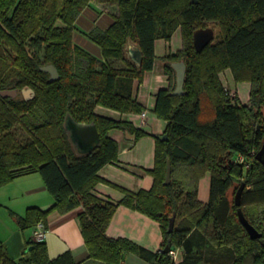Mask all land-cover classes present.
<instances>
[{"label":"trees","instance_id":"obj_1","mask_svg":"<svg viewBox=\"0 0 264 264\" xmlns=\"http://www.w3.org/2000/svg\"><path fill=\"white\" fill-rule=\"evenodd\" d=\"M95 3L118 9L112 25L81 30L77 20ZM212 23L221 37L198 51L194 34ZM178 29L183 48L164 57L170 85L156 94L154 112L167 122L169 139L156 140L155 167L147 171L154 177L153 187L123 190L119 203L106 200L94 190L107 182L99 175L101 169L119 158V143L110 131L129 130L137 138L148 133L127 121L99 115L96 108L142 114L145 107L134 97L135 80L142 83L153 69L155 42L170 41ZM76 32L97 44L104 60L79 46ZM130 43L142 53L141 66L126 56ZM181 61L186 65L184 93L174 95L177 74L172 64ZM48 65L58 70L57 80L50 81V73L43 69ZM228 69L236 82L250 83L249 104L229 95L220 79ZM25 88L34 90L32 99L22 96ZM9 91H18L19 96L2 95ZM68 121L94 125L99 145L79 155ZM18 126L29 137L26 143L14 132ZM263 145L264 0H0V188L39 172L55 198L49 209L31 207L18 216L22 230L33 229L40 221L48 227L53 211L65 214L82 207L78 221L89 262L121 264L125 254L132 253L152 264H264V164L257 158ZM238 155L248 167L235 161ZM168 160L172 175L166 185ZM207 174L211 197L205 204L199 201L198 190ZM242 184L238 207L228 193L233 188L235 197ZM119 205L160 223L159 252L127 238L108 237ZM239 209L260 238L250 237ZM167 246L182 250L179 263L164 251ZM0 264L77 263L69 251L51 258L45 240H32L26 257L18 261L0 242Z\"/></svg>","mask_w":264,"mask_h":264},{"label":"crops","instance_id":"obj_2","mask_svg":"<svg viewBox=\"0 0 264 264\" xmlns=\"http://www.w3.org/2000/svg\"><path fill=\"white\" fill-rule=\"evenodd\" d=\"M104 7H108V9H104ZM115 9L113 6L92 4L83 11L76 24L86 32L95 27L107 29L114 21V14L118 12ZM209 28L214 32V39L218 40L221 37L219 27L214 25ZM76 35L79 46L98 59L104 60L102 49L97 44L80 32ZM217 35L218 38H216ZM182 48L183 39L180 29L174 33L170 41L157 40L153 69L145 74L142 83L135 80L134 97L138 103L145 107L143 112L146 114L145 126H140L141 114H122L102 106L96 108V113L99 115L127 121L134 129H142L148 133L147 136L137 138L135 133L129 130L110 131L109 136L119 143V158L116 163L105 166L99 172V175L107 182L99 183L95 187L94 191L98 196L119 203L124 197L123 190L139 192L149 191L153 187L154 177L147 171L155 167L156 140L158 136L165 134L167 128V122L159 119L154 112L157 92L170 85L169 76L164 71L163 59L177 53ZM131 50H139V48L135 43H130L126 52L128 58H131ZM176 63L180 62H175L172 65L177 74L174 67ZM220 79L225 88L234 94L240 102L238 95L232 91L233 83H238L235 81L233 72L230 69L225 70L220 74ZM249 101L250 95L248 103ZM240 103L245 105L242 101ZM210 197L211 176L207 174L199 183L198 198L202 203L208 204ZM54 204V196L48 191L43 178L41 176L38 178L36 174L20 176L0 188V242L5 246L12 259L18 261L26 257L29 245L33 240V229L22 230L17 223V217L25 216L31 207L46 210L53 207ZM82 211L83 208L79 207L65 214L57 211L49 214L45 242L51 258H56L69 251L77 264H101L89 262V249L85 244L78 221V216ZM107 235L112 239L127 238L153 252H159L163 243V232L159 222L124 205H119L107 230ZM177 250L182 256V250ZM121 264L152 263L135 254L128 253L125 254Z\"/></svg>","mask_w":264,"mask_h":264},{"label":"water","instance_id":"obj_3","mask_svg":"<svg viewBox=\"0 0 264 264\" xmlns=\"http://www.w3.org/2000/svg\"><path fill=\"white\" fill-rule=\"evenodd\" d=\"M198 0H193V3H197ZM214 40V32L212 29H201L195 32L194 34V43L198 51H201L206 45L211 43ZM131 59L135 64L138 66L142 65L143 56L140 50H131ZM174 67L177 70V87L174 91V95H181L184 93V83H185V75H186V65L182 61L180 63L174 64ZM44 71L50 73V81H55L59 78L58 70L53 65L45 66ZM22 93L24 95L32 94V96H35V92L31 88H25L22 90ZM4 97L11 96V97H17L19 95L18 91H9L4 92L2 94ZM72 123L68 121V128H69V135L70 139L72 141V144L76 150V152L79 155H86L90 153L97 145L100 143V133L98 129L92 125V124H75L74 129H72ZM161 140H168L169 136L168 134H164L161 136H158ZM83 146L86 151L81 152L80 147ZM258 160L261 161L264 164V145L257 156ZM171 175H172V164L171 161L168 160L167 164V175H166V181L165 184L169 185L171 184ZM245 190V184H242L237 191V194L235 196V204L238 207H241L242 204V195ZM239 219L243 226L246 228L247 232L249 233L250 237L252 239H258L261 237V234L257 231V229L252 226L249 221L244 216L241 209H239ZM175 220V216L172 218V222ZM173 226V223H172ZM172 228L170 229V231ZM165 252L170 251V247L167 246L164 250Z\"/></svg>","mask_w":264,"mask_h":264},{"label":"rangeland","instance_id":"obj_4","mask_svg":"<svg viewBox=\"0 0 264 264\" xmlns=\"http://www.w3.org/2000/svg\"><path fill=\"white\" fill-rule=\"evenodd\" d=\"M105 6H108V5H105ZM109 7H111V6H109ZM114 8H116V7H114ZM104 9H108V7H104ZM115 10L118 11V9H115ZM92 24H94V23H92ZM214 25H216V24H213V25L210 24V26H214ZM78 33L79 32H76L75 35H74V40H75L76 43L78 42V38H76L77 37L76 34H78ZM218 37L219 36L217 35L216 38H218ZM123 65L124 64L122 63V61L118 62V66L123 67ZM232 91L235 92L238 95L239 100H241L244 104H249L248 103L249 95H250V85H249V83H233ZM21 94L26 100H30V99L33 98L32 94H28V95H24L23 93H21ZM14 132H15L16 136L21 140V142L26 143L29 140V137H28V135H27V133H26V131L24 130L23 127H21V126L16 127ZM30 174H32V175L36 174V176H38V178H39V176L42 177V175L39 172L30 173ZM30 174H27V175H30ZM235 186H236V184H235ZM228 198H229V200L232 203L235 201L233 188L230 189V191L228 193ZM248 208L249 207H246V209H248Z\"/></svg>","mask_w":264,"mask_h":264},{"label":"built area","instance_id":"obj_5","mask_svg":"<svg viewBox=\"0 0 264 264\" xmlns=\"http://www.w3.org/2000/svg\"><path fill=\"white\" fill-rule=\"evenodd\" d=\"M229 95L232 98L236 97V96H234V94H231L230 92H229ZM140 116H141L140 126L142 127V126L146 125V121H145L146 114L142 113ZM235 161L239 162L240 164H246L247 167L249 166L248 163L246 162L244 156H242V155L236 156ZM46 234H47V227L45 226L44 222L40 221L33 228V240L44 241ZM170 256L175 263H179L181 261V256H180L177 249L170 250Z\"/></svg>","mask_w":264,"mask_h":264},{"label":"flooded vegetation","instance_id":"obj_6","mask_svg":"<svg viewBox=\"0 0 264 264\" xmlns=\"http://www.w3.org/2000/svg\"><path fill=\"white\" fill-rule=\"evenodd\" d=\"M50 76H51V75H50ZM14 98H15V97H14ZM71 125H72V127H71V128H72V129H74V125H75V124H74V123H72ZM80 151H81V152H85V151H86V149H85L83 146H81V147H80Z\"/></svg>","mask_w":264,"mask_h":264}]
</instances>
